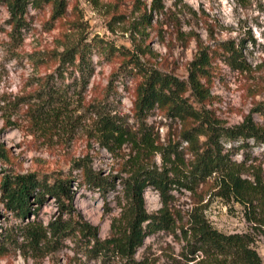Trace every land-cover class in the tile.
I'll return each instance as SVG.
<instances>
[{"label": "rangeland", "instance_id": "374dc122", "mask_svg": "<svg viewBox=\"0 0 264 264\" xmlns=\"http://www.w3.org/2000/svg\"><path fill=\"white\" fill-rule=\"evenodd\" d=\"M63 1L65 11L59 20L51 19L50 6L39 10L28 7L24 16L26 26L14 40L9 13L0 0V155L4 156L0 157V175L35 172L39 176H70L75 193L74 215L96 226L99 238L105 239L111 235L112 223L117 222L125 203L119 179L127 176L126 160L135 152L132 153L130 143L114 148L109 142L113 150L102 144L98 112L116 115L115 120L124 129L138 134L141 121L133 109L134 79L119 73L113 84L116 93L108 96V102H99L112 74L119 72L123 57L118 52L100 54L94 49L93 73L84 90L76 96L80 84L73 82V78L78 80V75H65L57 85L69 88L66 108L56 116L48 115L40 108L37 90L45 77L59 67V55L81 39L102 38L116 48L138 55L143 65L186 80L187 67L197 54L198 43L213 50L223 42H232L239 46L247 69L234 70L216 56L212 64L216 68L210 86L212 98L204 107L226 126L237 125L251 114L264 127V116L253 111L264 102V0ZM147 16L150 23L143 28L141 23ZM145 123L158 143L177 146L179 160L172 165L178 167L179 178L192 189L174 188L166 202L157 191L145 189L147 212L153 214L166 208L173 226L147 237L135 254L136 260L145 264H194L185 257L190 240L185 232L197 213L221 232H252L255 249L264 263V234L252 229L238 204L219 194L217 176L213 174L199 183L189 182L192 157L187 142L181 139V123L157 110L148 115ZM198 139L201 142L204 137ZM241 143H226L224 147L228 150ZM161 159V154L156 153L146 163L163 168ZM171 159L175 157L171 155ZM231 159L243 161L249 173L254 167L260 168L264 178L263 147L253 140L233 149ZM85 166L101 177L114 176L116 188L103 196L88 186L81 176ZM58 214L56 202L49 199L29 219L45 226ZM19 224L22 223L0 201V234ZM17 242L21 245L22 239ZM91 245L66 239L56 249L37 253L22 245L7 244L0 251V264H102L89 257Z\"/></svg>", "mask_w": 264, "mask_h": 264}, {"label": "trees", "instance_id": "16d2710c", "mask_svg": "<svg viewBox=\"0 0 264 264\" xmlns=\"http://www.w3.org/2000/svg\"><path fill=\"white\" fill-rule=\"evenodd\" d=\"M1 2L9 13L14 40L26 26L24 16L28 7L39 10L50 6L52 20L61 19L65 11L63 0ZM149 23L150 16H147L141 25L144 28ZM137 31L142 32V29ZM94 49L100 54L107 52L113 55L118 52L123 57L119 72L112 74L106 92L99 102H108V96L116 93V86L113 84L117 75L127 73L134 79L132 103L136 116L141 121L138 134L129 133L115 120L116 115L98 112L102 144L113 150L109 142L113 143L114 148H121L123 144L130 143L132 153L135 152L126 160L129 168L124 169V172L127 176L119 179L125 200L120 216L117 222L112 223L111 235L100 239L96 226L84 221L80 215H74L75 193L70 176H39L35 172L5 173L0 175V201L22 224L0 234V251L4 250L7 244H15L37 253H46L50 249H56L55 246L63 240L71 239L81 245L92 243L89 257L99 259L102 264H145L143 260L138 261L135 258L145 239L158 231L170 230L173 226V219L166 208H161L153 214L147 212L143 196L145 189L152 188L157 191L164 202L170 196L169 191L174 188L184 186L192 189L191 185L179 178L178 167L172 165L179 160L177 146H163L158 143V139L145 123V119L154 110L169 119L179 121L182 125L181 139L187 142L192 157L188 171L189 182L199 183L215 174L219 180V194L238 204L242 208L244 219L251 224L252 229L264 234L262 172L260 168L254 167L249 173L243 161L236 162L231 159L233 149L243 147L250 140L262 146L264 153V127L258 125L251 114L246 115L237 125L226 126L204 107L212 98L210 86L216 74V68L212 64L216 56L234 70L247 69L239 46L232 42H223L218 48L210 50L198 43L197 54L187 67V79L182 80L173 74L143 65L138 55L126 49L116 48L108 41L104 42L102 38H92L89 41L81 39L68 45L59 55V67L45 77L44 83L37 90L41 101L40 108L45 113L56 116L65 110L69 88L57 85V81L63 80L65 75H78V80L73 78V82L80 84V89L75 91L76 96L84 90L93 73L91 54ZM253 111L264 116V102L258 103ZM201 135L204 140L200 142L198 137ZM238 141L242 142L241 145L225 149L226 143ZM156 153L162 156L163 168L146 163L148 157ZM171 155L175 160L171 159ZM0 157L4 158L2 154ZM81 176L88 186L95 188L103 196L116 188L114 176L101 177L89 167H82ZM49 199L56 202L58 216L45 226L36 219H29L31 215H36L39 207ZM185 233L190 237L185 253L188 262L264 264L255 249L252 232L224 233L214 228L202 215L195 213ZM18 238L22 239L21 245L17 242ZM83 241L85 243H82Z\"/></svg>", "mask_w": 264, "mask_h": 264}]
</instances>
